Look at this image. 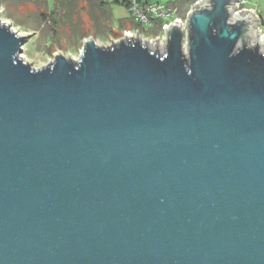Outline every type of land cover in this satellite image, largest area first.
Listing matches in <instances>:
<instances>
[{
  "label": "water",
  "instance_id": "95a60500",
  "mask_svg": "<svg viewBox=\"0 0 264 264\" xmlns=\"http://www.w3.org/2000/svg\"><path fill=\"white\" fill-rule=\"evenodd\" d=\"M236 1L37 68L0 18V264H264V35Z\"/></svg>",
  "mask_w": 264,
  "mask_h": 264
},
{
  "label": "rangeland",
  "instance_id": "374dc122",
  "mask_svg": "<svg viewBox=\"0 0 264 264\" xmlns=\"http://www.w3.org/2000/svg\"><path fill=\"white\" fill-rule=\"evenodd\" d=\"M46 1L48 7L51 8L53 0ZM96 1L97 3L95 0H81L72 17V22L68 20L65 22L58 21L53 28L49 21L40 20L38 13L44 6L34 1H8L3 8L0 7L2 9L0 18H10L11 25L16 30L25 33L35 32L23 43L21 56L32 67L37 68L53 60V55L56 52L62 53L67 58L77 59L83 40L88 36H91L98 44H108L110 39L123 36L124 30L134 29L130 13L121 0L118 2L116 0ZM258 4L259 10H263L261 15L264 20V1ZM16 5L20 7L17 8ZM246 6L253 7L254 4L251 2L247 3ZM74 23L78 25L76 26ZM261 29L264 33V23L261 25ZM142 34L144 37L152 38L147 28ZM83 35L86 37L82 38Z\"/></svg>",
  "mask_w": 264,
  "mask_h": 264
},
{
  "label": "built area",
  "instance_id": "2783aa9c",
  "mask_svg": "<svg viewBox=\"0 0 264 264\" xmlns=\"http://www.w3.org/2000/svg\"><path fill=\"white\" fill-rule=\"evenodd\" d=\"M258 1L259 0H237L234 4V14L243 8L246 9V11H248V9L252 10L256 17L257 29L259 30V34L262 36L264 35L261 29L262 15L261 10H259L257 6ZM195 2L192 4H195ZM251 2L254 4V6L247 7L246 4ZM125 5L134 23V29L130 31L134 33L136 29L137 33H139L140 37L142 38V32L147 28L153 39L156 37L161 39V37L164 35V26L169 22H172L174 19L178 18L180 23L184 24L186 14L189 10L188 9L185 14H181L178 4H169V2H164L161 0H125ZM1 11L2 9H0V12ZM155 28L158 29L156 33L153 32Z\"/></svg>",
  "mask_w": 264,
  "mask_h": 264
},
{
  "label": "trees",
  "instance_id": "16d2710c",
  "mask_svg": "<svg viewBox=\"0 0 264 264\" xmlns=\"http://www.w3.org/2000/svg\"><path fill=\"white\" fill-rule=\"evenodd\" d=\"M21 1H30V0H21ZM80 1L81 0H54L53 7L51 9H47L46 1L44 0L43 3L41 2L44 8L38 13L39 18L41 21H44V22L49 21L52 28L53 26L55 27V25H57L58 21L65 22L68 20L72 22V17L75 14L77 5ZM116 1L118 2V0ZM195 1L196 0H174V1H169V4H178L180 13L185 14L186 11L189 9L190 4L194 3ZM95 2L97 3L96 0ZM121 2L125 4V0H121ZM38 3L39 2H37V4ZM88 3L92 4L90 2ZM101 11H103V9H101ZM132 24H134L133 21H132ZM74 25L77 26L78 24L74 23ZM157 30L158 29L155 28L153 32L156 33ZM83 37H86V36L83 35L82 38Z\"/></svg>",
  "mask_w": 264,
  "mask_h": 264
},
{
  "label": "crops",
  "instance_id": "0c3cea01",
  "mask_svg": "<svg viewBox=\"0 0 264 264\" xmlns=\"http://www.w3.org/2000/svg\"><path fill=\"white\" fill-rule=\"evenodd\" d=\"M8 1H13V0H1V1H0V7L3 8L4 4H6ZM30 1H34V2H36V3H37V2H39V3L42 2V3H43L44 0H30ZM45 1H46V0H45ZM261 1H264V0H259V1L257 2V6L259 5L258 3H260ZM46 2H47V1H46ZM53 3H54V0H53ZM8 4H9V3H8ZM8 4H7V5H8ZM46 6H47V9H51V8L53 7V5H52V7L49 8V7H48V3H46ZM16 7L19 8L20 6H19V5H16ZM262 11H263V10H261V12H262ZM46 22H48V21H46Z\"/></svg>",
  "mask_w": 264,
  "mask_h": 264
}]
</instances>
